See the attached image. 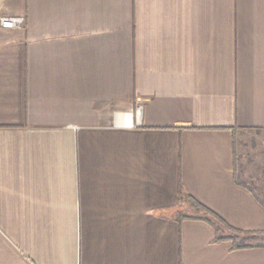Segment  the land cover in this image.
<instances>
[{
	"label": "crops",
	"instance_id": "1",
	"mask_svg": "<svg viewBox=\"0 0 264 264\" xmlns=\"http://www.w3.org/2000/svg\"><path fill=\"white\" fill-rule=\"evenodd\" d=\"M3 17L25 22L0 25V264H264L173 212L181 185L264 234V0H0Z\"/></svg>",
	"mask_w": 264,
	"mask_h": 264
},
{
	"label": "trees",
	"instance_id": "2",
	"mask_svg": "<svg viewBox=\"0 0 264 264\" xmlns=\"http://www.w3.org/2000/svg\"><path fill=\"white\" fill-rule=\"evenodd\" d=\"M177 198L183 206L173 211L175 219L179 223L184 220H200L207 223L214 230L213 242H228L231 244V250L264 246V244L252 242L257 235L261 234L260 232L243 231L228 225L217 214L187 194L181 185L178 188ZM185 208L190 211V214L184 212Z\"/></svg>",
	"mask_w": 264,
	"mask_h": 264
},
{
	"label": "built area",
	"instance_id": "3",
	"mask_svg": "<svg viewBox=\"0 0 264 264\" xmlns=\"http://www.w3.org/2000/svg\"><path fill=\"white\" fill-rule=\"evenodd\" d=\"M24 22V17H3L0 19L1 27L8 29L23 27Z\"/></svg>",
	"mask_w": 264,
	"mask_h": 264
},
{
	"label": "rangeland",
	"instance_id": "4",
	"mask_svg": "<svg viewBox=\"0 0 264 264\" xmlns=\"http://www.w3.org/2000/svg\"><path fill=\"white\" fill-rule=\"evenodd\" d=\"M254 145H256L255 141H254ZM259 186H261V184L259 183ZM257 189V188H256ZM261 189V187H258V191ZM261 196H263L262 192H259ZM253 243H260V244H264V234H260L257 235L253 240Z\"/></svg>",
	"mask_w": 264,
	"mask_h": 264
}]
</instances>
